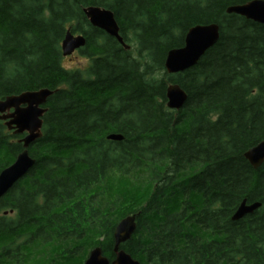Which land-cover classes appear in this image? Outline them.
<instances>
[{"label":"trees","instance_id":"16d2710c","mask_svg":"<svg viewBox=\"0 0 264 264\" xmlns=\"http://www.w3.org/2000/svg\"><path fill=\"white\" fill-rule=\"evenodd\" d=\"M249 1L0 0V101L53 92L25 186L0 199V258L28 264L14 252L39 251L56 261L47 264H82L77 252L99 247L113 260L115 226L136 215L120 248L134 261L264 264V163L244 158L264 141V25L225 13ZM86 7L111 11L129 49L92 27ZM209 24L217 43L167 74V51ZM68 30L86 40L85 69L62 65ZM172 84L187 96L178 111L166 107ZM19 138L0 122V171ZM244 200L260 207L232 221ZM9 209L20 219L1 214Z\"/></svg>","mask_w":264,"mask_h":264},{"label":"water","instance_id":"95a60500","mask_svg":"<svg viewBox=\"0 0 264 264\" xmlns=\"http://www.w3.org/2000/svg\"><path fill=\"white\" fill-rule=\"evenodd\" d=\"M86 19L90 25L102 30L108 36L115 38L125 50L126 46L119 36V28L114 20L113 13L100 7H86L83 9ZM227 14H235L252 21L256 24L264 25V1L252 0L242 5L227 8ZM219 27L216 24L199 25L190 28L184 36L182 48L167 51L165 59V70L169 75L184 73L193 68L205 53L211 49L218 41ZM86 40L83 36H73L66 31L61 44L62 56L72 55L77 49L84 47ZM166 107L170 110H180L186 102V94L175 84L166 88ZM53 94L48 89L27 91L16 96H10L0 101V121L4 122L8 131L15 135L26 133L27 135L18 140L22 144L23 151L15 156L14 162L0 171V199L9 193L14 185L23 178L35 164V160L28 155L27 148L31 143L39 139L42 135V118L46 109L42 107L47 99ZM122 136L111 134L107 136L109 141H121ZM245 160L250 166L258 169L264 162V141L249 149L244 154ZM260 207V204H246L244 200L236 212L231 217L232 221L244 218ZM136 215L127 216L121 219L113 231V253L114 259L109 260L103 256L99 247L89 251V256L83 264H141L121 251V245L126 243L134 234L136 229Z\"/></svg>","mask_w":264,"mask_h":264},{"label":"rangeland","instance_id":"374dc122","mask_svg":"<svg viewBox=\"0 0 264 264\" xmlns=\"http://www.w3.org/2000/svg\"><path fill=\"white\" fill-rule=\"evenodd\" d=\"M87 63H88V60L85 57L80 56L78 51L77 53L74 52L73 56L63 58L62 60V65L65 67V69L72 70V71L77 70V69L78 70L85 69V67H87ZM91 250H93V248ZM91 250H84V251L77 252L80 257L82 256L81 258H78V260L84 262L89 256V253H90L89 251ZM73 263L74 264L76 263L75 259H73ZM28 264H31V262L29 261Z\"/></svg>","mask_w":264,"mask_h":264},{"label":"flooded vegetation","instance_id":"af4514ba","mask_svg":"<svg viewBox=\"0 0 264 264\" xmlns=\"http://www.w3.org/2000/svg\"><path fill=\"white\" fill-rule=\"evenodd\" d=\"M21 181L23 182V186H25V184H24V182H25V177H23L22 179H21ZM8 214H9V216H14L15 214L17 215V213L15 212V211H13V210H11V209H9V212H8ZM19 216V212H18V215H17V217ZM19 219H20V216H19ZM18 219V220H19ZM89 253V252H88ZM87 253V254H88ZM0 255H2L1 253H0ZM7 255V254H6ZM10 255H11V253H10ZM13 255H20V258H22V257H26L27 255H31V256H33V258H31V259H29V260H27V263L30 261L31 262V264H47V260H42V261H40V259H41V257H36V255H39V256H44V252H22V251H18V252H14V254ZM88 256V255H87ZM3 259V260H2ZM49 260V262L50 263H55L56 261L53 259V258H51V259H48ZM109 260V259H108ZM71 263H72V261L73 260H69ZM112 260H109V262H111ZM8 262H10V261H8L7 260V257H3V258H0V264H8ZM20 262H24L23 260H21ZM48 262V263H49ZM85 262V261H84ZM84 262H82V264L84 263ZM139 263H141V262H139ZM141 264H143V263H141Z\"/></svg>","mask_w":264,"mask_h":264}]
</instances>
